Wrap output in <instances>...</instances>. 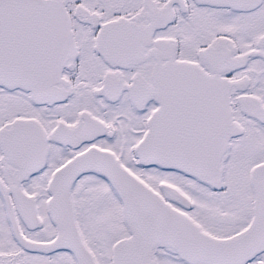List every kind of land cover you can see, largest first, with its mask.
<instances>
[{
  "label": "snow or ice",
  "instance_id": "obj_1",
  "mask_svg": "<svg viewBox=\"0 0 264 264\" xmlns=\"http://www.w3.org/2000/svg\"><path fill=\"white\" fill-rule=\"evenodd\" d=\"M0 264H264V0H0Z\"/></svg>",
  "mask_w": 264,
  "mask_h": 264
}]
</instances>
